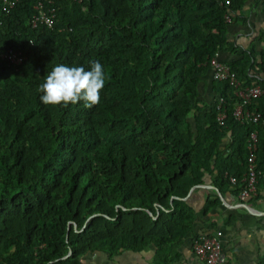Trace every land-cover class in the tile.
I'll use <instances>...</instances> for the list:
<instances>
[{"label":"trees","instance_id":"16d2710c","mask_svg":"<svg viewBox=\"0 0 264 264\" xmlns=\"http://www.w3.org/2000/svg\"><path fill=\"white\" fill-rule=\"evenodd\" d=\"M35 1L0 0V53L22 56L0 57V264H83L93 251L149 245L150 264H173L194 219L189 189L205 174L235 195L252 129L256 197L264 182V125L230 115L238 100L225 81H210L221 120L216 97L198 96L208 59L226 50L241 87L261 88L246 105L264 118V50L226 36L244 0H52L50 28L29 25ZM92 61L105 73L97 105L41 102L54 66L88 71ZM219 203L206 197L202 212Z\"/></svg>","mask_w":264,"mask_h":264},{"label":"crops","instance_id":"0c3cea01","mask_svg":"<svg viewBox=\"0 0 264 264\" xmlns=\"http://www.w3.org/2000/svg\"><path fill=\"white\" fill-rule=\"evenodd\" d=\"M261 2L262 0H244L240 8V16L244 20L228 24L226 27L228 40L232 41L238 50H243L249 43H252L256 50H264V37L260 41L254 40L258 32H264V13L261 10ZM216 57L223 62H229L238 56L222 50L216 52ZM211 80L212 73L209 68L198 83V96L205 103H211L216 97V93L210 87ZM227 141L228 135H225L222 139L223 145ZM261 178L264 179V170ZM258 192L257 197L240 203L235 195L227 190H223L221 195L218 194L210 177L204 174L203 182L193 186L187 193L186 200L193 209L194 219L190 231L183 236L182 244L177 247L180 256L173 264H203L189 252L190 241L200 232L215 229L221 232L220 244L228 264H257L258 259L264 255V182H261ZM213 195L218 196L220 203L202 212L204 199ZM147 249L149 258L152 246ZM95 253L93 251L83 255L80 261L84 263ZM124 254L125 252L122 251L117 257Z\"/></svg>","mask_w":264,"mask_h":264},{"label":"built area","instance_id":"2783aa9c","mask_svg":"<svg viewBox=\"0 0 264 264\" xmlns=\"http://www.w3.org/2000/svg\"><path fill=\"white\" fill-rule=\"evenodd\" d=\"M1 6L2 8L4 6L12 7L13 0H1ZM32 10L29 17V25L31 27L41 24L50 28L55 22L52 0H36L32 5ZM0 57H4L6 62L11 65L19 63L22 59L21 54L12 49H7L3 53H0ZM208 66L211 69L213 79L225 81L233 88V95L238 101L230 110V115L241 123L250 122L251 124L264 125V118L254 108H249L246 105L251 98L261 94V88L258 85L241 87L234 72L225 62L216 57V53L208 59ZM222 102L221 96L216 97L214 108L217 111V120H221L224 117ZM246 150L245 170L238 181V189L235 194L236 200L240 203L256 197L257 190L255 184L259 172L256 168L254 154L256 150V134L253 129L247 134ZM228 179L231 183L234 182L231 176ZM192 188L193 186L190 189ZM220 233V230L215 229L209 232H200L192 237L190 251L197 261L203 264H227L220 244Z\"/></svg>","mask_w":264,"mask_h":264},{"label":"clouds","instance_id":"9594fccd","mask_svg":"<svg viewBox=\"0 0 264 264\" xmlns=\"http://www.w3.org/2000/svg\"><path fill=\"white\" fill-rule=\"evenodd\" d=\"M105 85V73L99 61L91 62V69L82 66L58 64L45 77L37 91L42 93L40 100L45 105L67 107L69 103L84 102L91 108L100 102V91Z\"/></svg>","mask_w":264,"mask_h":264},{"label":"rangeland","instance_id":"374dc122","mask_svg":"<svg viewBox=\"0 0 264 264\" xmlns=\"http://www.w3.org/2000/svg\"><path fill=\"white\" fill-rule=\"evenodd\" d=\"M190 120V118H189ZM182 244V239L178 245V247ZM149 245L148 248H150ZM147 251H143L142 253H131L129 251H124L125 254L121 257L107 256L105 253L100 251H95L94 255H91L88 260H86L83 264H150L148 260H150V256L148 258ZM191 253V251H189ZM192 254V253H191ZM193 256V255H192Z\"/></svg>","mask_w":264,"mask_h":264}]
</instances>
